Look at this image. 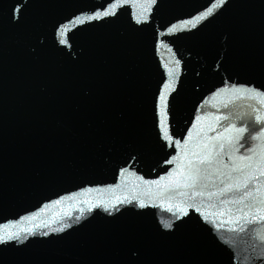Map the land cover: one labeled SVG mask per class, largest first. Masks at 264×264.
<instances>
[{
    "label": "water",
    "instance_id": "obj_1",
    "mask_svg": "<svg viewBox=\"0 0 264 264\" xmlns=\"http://www.w3.org/2000/svg\"><path fill=\"white\" fill-rule=\"evenodd\" d=\"M0 264H264V0H0Z\"/></svg>",
    "mask_w": 264,
    "mask_h": 264
},
{
    "label": "snow or ice",
    "instance_id": "obj_2",
    "mask_svg": "<svg viewBox=\"0 0 264 264\" xmlns=\"http://www.w3.org/2000/svg\"><path fill=\"white\" fill-rule=\"evenodd\" d=\"M223 2H224V0H220V3H221V4H222ZM105 15H107V13H105ZM164 135H167V132H166V131L164 132ZM201 163H204V161L202 160ZM192 186H194V184H193Z\"/></svg>",
    "mask_w": 264,
    "mask_h": 264
}]
</instances>
